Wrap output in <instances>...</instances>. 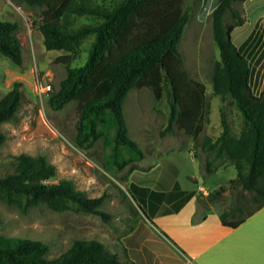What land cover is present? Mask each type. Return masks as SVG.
<instances>
[{"label": "trees", "instance_id": "trees-1", "mask_svg": "<svg viewBox=\"0 0 264 264\" xmlns=\"http://www.w3.org/2000/svg\"><path fill=\"white\" fill-rule=\"evenodd\" d=\"M15 1L42 8L38 27L47 50L71 54L64 58L67 76L49 101L54 109H63L76 100L84 101L76 144L88 150L103 139L104 168L108 172H122L146 159L139 144L130 137L124 114L125 99L134 88H149L157 105L167 109L168 125L162 135L172 132L179 121L193 138L200 135L204 128L206 92L201 83L190 78L179 51L190 18L189 11L182 10L180 0H118L112 6L93 0ZM246 1L220 0L213 9L214 39L221 60L212 76L215 95L224 102L234 100L246 127L235 134L223 113L221 134L206 137L202 143L205 152L215 155L205 164L208 172L214 159L224 156L232 161L241 189L254 193L252 200L256 206L250 212H243L238 205L222 210L221 221L231 229L238 228L264 207V87L259 95L253 92L251 62L232 37L235 29L246 22L234 4ZM227 12L231 13L233 22L224 24ZM72 15H88L93 20L74 26L69 18ZM19 29L17 21L0 20V53L22 65ZM87 39L91 41L85 62L72 64ZM22 101L21 83L17 82L0 99V124L15 117ZM4 140L0 131V143ZM11 165V172L0 174V199L6 204L16 205L22 211L47 205L55 211L86 212L107 222L112 219L111 214L101 209L105 195L90 198L69 179L54 181L57 168L46 157L21 154ZM158 171V181L145 184L146 188L159 192L180 189L179 170L174 164L163 161V167L153 173ZM133 186L136 185L133 183L132 189ZM132 189L131 193L138 197L140 207L147 214L140 198L146 196L147 189L139 190L140 195L138 189ZM217 197L216 193H210V202L215 203ZM238 212L244 213L243 216L237 218ZM49 252V245L41 241L0 235V264H136L121 260L117 253L109 252L102 242L94 239H76L71 248L56 258H49Z\"/></svg>", "mask_w": 264, "mask_h": 264}, {"label": "rangeland", "instance_id": "rangeland-1", "mask_svg": "<svg viewBox=\"0 0 264 264\" xmlns=\"http://www.w3.org/2000/svg\"><path fill=\"white\" fill-rule=\"evenodd\" d=\"M93 1L112 6L118 0ZM219 2L180 0L182 10L189 11L190 18L179 43V51L190 78L201 83L206 92L202 132L193 138L179 121L172 132L162 135L168 125L167 109L157 105L149 88H134L125 99L124 114L130 137L139 144L146 159L133 163L122 172L110 173L104 168L103 139L88 150L76 144L84 101L70 102L63 109H54L50 104L51 95L60 89L62 80L67 76L64 58L71 54L46 49L38 27L42 8L15 0H0V20L17 21L20 24L18 36L24 57L23 64L17 65L0 53V99L17 82L21 83L23 92V101L15 117L0 124V131L5 136L4 142L0 143V174L11 172V161L21 154L44 156L57 168L54 181L69 179L76 189L84 191L90 198L105 195L101 209L112 215V219L107 222L95 214L73 210L55 211L47 205L22 211L16 205H8L0 199V235L46 243L50 247L49 258H56L66 252L76 239H94L102 242L109 252L117 253L121 260H132L136 264H264V207L238 228H223L217 246L208 248L199 258H192L180 253L169 242L174 241L173 238L159 223L151 220L148 213L144 214L140 200L131 193L133 183L144 186L157 182L160 172H153L163 167V161L172 163L170 160L174 159L195 170L198 178L208 186V195L202 194L200 190L202 209L209 207L210 193L217 194L215 204L225 211L238 205L243 212L248 213L256 206L252 200L254 193L241 190L231 160L219 156L214 159L211 172L206 170L205 165L215 155L210 151L205 152L202 143L206 137L221 134L223 113L235 134L246 127L234 100L224 102L213 90V71L221 60L213 30V9ZM234 8L246 18L245 24L235 29L234 39L238 43L253 29L257 21L256 10L264 11V5L262 3L260 9H251L250 13L247 2H237ZM69 18L74 26L93 20L88 15H72ZM231 22L232 15L227 12L223 23ZM254 33L260 36L263 46L264 16L258 21ZM90 41L87 39L81 45L80 54L72 64L85 62ZM249 48L250 42L241 51L252 63L256 55L251 54ZM49 85L50 89L46 90ZM191 150L200 156L196 164ZM243 214L238 212L236 216L240 218ZM194 231L204 233L205 230L204 227H198ZM182 252L187 253L184 250Z\"/></svg>", "mask_w": 264, "mask_h": 264}, {"label": "crops", "instance_id": "crops-1", "mask_svg": "<svg viewBox=\"0 0 264 264\" xmlns=\"http://www.w3.org/2000/svg\"><path fill=\"white\" fill-rule=\"evenodd\" d=\"M246 2L249 13L251 9L256 10L258 7L260 9L262 3L264 5V0H247ZM256 15L257 21L253 29L247 36L239 39L238 43H242L241 45L236 43L234 39L236 30L233 32L232 37L236 45L240 48L250 42V53L256 55L251 63V86L253 92L259 95L264 87V45L262 46L260 44V36L252 33L253 31L255 32L258 21L264 16V11L256 10ZM251 35L252 38L250 37ZM190 154L193 156L194 164H196L197 158L200 156L195 155L192 150ZM166 158L169 160L168 156ZM170 161L179 170L177 176V181L180 186L179 190L172 188L169 191L157 192L153 188H146L145 186L137 184L136 189L138 191L136 190V192L140 195L139 190L147 189L146 196L141 197L140 195V198L143 199L145 209L151 220L159 223L161 228L175 241L169 240V242L174 244L173 246L183 255L199 258L208 248L218 245L222 238L221 233L223 228H228L221 221L223 209L215 203H210L207 210L202 209L200 190L202 188L207 189L208 186L205 181L203 182L199 179L195 170H190V167L181 165L180 162L174 159ZM157 166H159V163ZM201 174L203 175L202 172ZM190 192H195V194L189 196L188 193ZM198 227H204V233L195 232L194 229ZM182 250L187 251L188 254L182 252Z\"/></svg>", "mask_w": 264, "mask_h": 264}, {"label": "built area", "instance_id": "built-area-1", "mask_svg": "<svg viewBox=\"0 0 264 264\" xmlns=\"http://www.w3.org/2000/svg\"><path fill=\"white\" fill-rule=\"evenodd\" d=\"M49 89H50V85L47 86L46 90H49ZM201 190H202V194L208 195L209 192L207 191V189L202 188Z\"/></svg>", "mask_w": 264, "mask_h": 264}, {"label": "water", "instance_id": "water-1", "mask_svg": "<svg viewBox=\"0 0 264 264\" xmlns=\"http://www.w3.org/2000/svg\"><path fill=\"white\" fill-rule=\"evenodd\" d=\"M241 190H243V189H241Z\"/></svg>", "mask_w": 264, "mask_h": 264}]
</instances>
